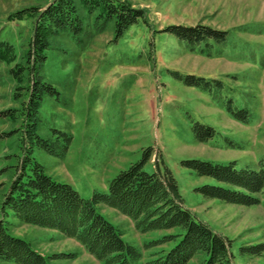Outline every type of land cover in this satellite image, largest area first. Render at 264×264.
Here are the masks:
<instances>
[{
    "label": "rangeland",
    "instance_id": "374dc122",
    "mask_svg": "<svg viewBox=\"0 0 264 264\" xmlns=\"http://www.w3.org/2000/svg\"><path fill=\"white\" fill-rule=\"evenodd\" d=\"M55 1L0 0V42L11 46L13 57L0 59V204L25 154L21 102L27 99V69L34 61L27 52L39 15ZM71 1L81 14L80 29L59 30L49 38L42 75L54 93L44 94L38 110V135L56 139L60 148L52 155L35 145L33 159L47 176L87 200L106 193L109 182L150 148L144 171L153 173L154 164L171 171L185 207L231 240L233 263L264 264V252H240L241 246L264 245L263 206L203 198L195 188L214 182L181 164L191 159L236 161L238 168L264 164V0H120L143 11L144 18L118 37L113 21L100 17L98 9L89 12L80 0ZM196 25L227 32L226 41L191 49L165 30ZM189 77L209 85L189 84ZM229 99L237 109L248 110V125L227 113ZM7 111L12 114L5 115ZM197 124L213 128L214 137L199 142ZM61 133L69 136L68 143ZM97 212L138 249L163 234H141L128 218L104 205ZM6 216L0 214V219L9 232L28 242L48 264H103L56 231ZM169 245L144 252L145 260L148 253ZM200 262L197 255L188 264Z\"/></svg>",
    "mask_w": 264,
    "mask_h": 264
},
{
    "label": "trees",
    "instance_id": "16d2710c",
    "mask_svg": "<svg viewBox=\"0 0 264 264\" xmlns=\"http://www.w3.org/2000/svg\"><path fill=\"white\" fill-rule=\"evenodd\" d=\"M89 12L98 9L99 16L114 23L115 35L123 32L144 18L143 11L133 9L120 0H80ZM81 14L71 0H56L54 5L39 15L28 59L34 56L31 67L27 69V99L22 101L25 131L22 134V151L7 191L2 196L0 214H11L18 223L56 231L58 234L76 241L84 250L103 264H188L201 255L200 264H234L231 240L215 233L204 222L185 207L178 185L171 171L163 165L161 169L154 164L155 171L147 173L144 166L150 160V148L143 153L142 159L131 164L113 178L106 193H95L91 199H83L68 184L54 181L47 176L43 167L32 157L33 146L56 155L59 146L56 139L42 138L38 135V110L46 93L54 89L44 80L42 66L43 52L48 47L49 38L59 30L78 32ZM166 31L184 41L191 49L214 41L223 44L227 32L209 27L169 26ZM11 46L0 42V59L9 61L13 57ZM17 74V73H16ZM189 84L209 83L203 79L189 77ZM222 87L220 82H216ZM227 113L237 122L250 123L247 109H237L229 99ZM11 112H5V115ZM56 132V131H53ZM194 133L199 142H206L215 135L213 128L197 124ZM67 143L70 138L60 134ZM25 138V139H24ZM232 148H239L225 139ZM59 147V148H58ZM66 146L64 147V149ZM181 164L199 178H207L214 184H204L195 188L205 199L218 200L227 204L251 207L262 205L264 208V164L256 168L240 167L236 161L217 164L210 161L186 160ZM99 205L107 206L128 218L141 234L162 231L158 239L144 242L138 249L122 239V232L105 220L98 212ZM170 244L166 249L143 253L150 249ZM240 252L247 256H260L264 245L241 246ZM64 258V257H61ZM48 264L46 258L36 252L28 242L12 235L6 221L0 219V264Z\"/></svg>",
    "mask_w": 264,
    "mask_h": 264
}]
</instances>
